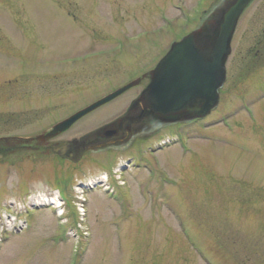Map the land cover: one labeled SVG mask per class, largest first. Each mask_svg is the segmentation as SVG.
I'll list each match as a JSON object with an SVG mask.
<instances>
[{
    "label": "rangeland",
    "instance_id": "obj_1",
    "mask_svg": "<svg viewBox=\"0 0 264 264\" xmlns=\"http://www.w3.org/2000/svg\"><path fill=\"white\" fill-rule=\"evenodd\" d=\"M216 1L0 0V135L36 134L122 86L199 27ZM263 37L264 0H256L238 22L217 111L176 129L174 145L142 148L132 164L144 166L127 171L129 189L109 196L127 200L85 190L79 213L80 189L68 191L76 227L65 212L58 219L36 206L27 229L5 231L14 218L22 225L16 218L43 188L31 178L29 192L17 193L1 168L0 264H74L77 250L75 264H202L200 250L217 264H264ZM124 98L86 115L75 131L113 119ZM159 175L174 185L159 187Z\"/></svg>",
    "mask_w": 264,
    "mask_h": 264
},
{
    "label": "water",
    "instance_id": "obj_2",
    "mask_svg": "<svg viewBox=\"0 0 264 264\" xmlns=\"http://www.w3.org/2000/svg\"><path fill=\"white\" fill-rule=\"evenodd\" d=\"M250 0H227L216 21H208L174 43L154 69L140 101L159 124L205 116L217 104L224 63L236 21ZM135 83L120 88L54 126L48 136L67 129L89 111L115 98Z\"/></svg>",
    "mask_w": 264,
    "mask_h": 264
},
{
    "label": "flooded vegetation",
    "instance_id": "obj_3",
    "mask_svg": "<svg viewBox=\"0 0 264 264\" xmlns=\"http://www.w3.org/2000/svg\"><path fill=\"white\" fill-rule=\"evenodd\" d=\"M137 96L138 94L129 99L127 107L131 105L128 112L124 113L126 108L115 121L104 124L98 131L81 135L82 137L75 133L68 134L71 130L51 139H40L39 135L36 137H14L7 148L0 147V153L7 150L14 155L18 151H24L26 158L32 161L43 160L52 156V162L34 163L25 167L24 170L28 178L37 176V174L40 178L49 175L54 181L53 184L60 187L68 183L73 174L82 173L83 166L89 161L96 160L99 155L103 156L97 159V161L103 162L99 166L109 169V166L117 158L118 151L129 148L137 149L138 144H141V140L139 141L141 137L145 138L154 133H145L153 131L154 126L145 118L146 113L143 112L141 106L135 102ZM103 146L105 147L103 150H98ZM57 158L86 162L79 167L73 165L65 168V163L57 162L55 160ZM20 170H23L22 167Z\"/></svg>",
    "mask_w": 264,
    "mask_h": 264
}]
</instances>
